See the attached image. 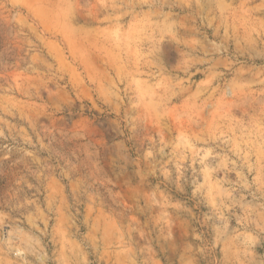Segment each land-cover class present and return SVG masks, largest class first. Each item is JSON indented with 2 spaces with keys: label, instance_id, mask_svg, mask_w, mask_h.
<instances>
[{
  "label": "rangeland",
  "instance_id": "1",
  "mask_svg": "<svg viewBox=\"0 0 264 264\" xmlns=\"http://www.w3.org/2000/svg\"><path fill=\"white\" fill-rule=\"evenodd\" d=\"M0 264H264V0H0Z\"/></svg>",
  "mask_w": 264,
  "mask_h": 264
},
{
  "label": "trees",
  "instance_id": "2",
  "mask_svg": "<svg viewBox=\"0 0 264 264\" xmlns=\"http://www.w3.org/2000/svg\"><path fill=\"white\" fill-rule=\"evenodd\" d=\"M0 202L2 203V200H0Z\"/></svg>",
  "mask_w": 264,
  "mask_h": 264
}]
</instances>
